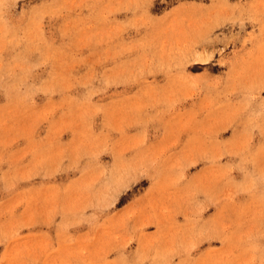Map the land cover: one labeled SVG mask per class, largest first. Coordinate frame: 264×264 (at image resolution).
Returning <instances> with one entry per match:
<instances>
[{
    "label": "rangeland",
    "instance_id": "374dc122",
    "mask_svg": "<svg viewBox=\"0 0 264 264\" xmlns=\"http://www.w3.org/2000/svg\"><path fill=\"white\" fill-rule=\"evenodd\" d=\"M0 264H264V0H0Z\"/></svg>",
    "mask_w": 264,
    "mask_h": 264
}]
</instances>
